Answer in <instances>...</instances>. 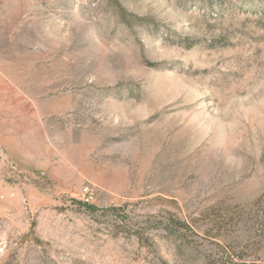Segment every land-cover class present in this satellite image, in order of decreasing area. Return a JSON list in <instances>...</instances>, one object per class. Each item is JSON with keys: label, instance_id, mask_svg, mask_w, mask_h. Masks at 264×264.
I'll use <instances>...</instances> for the list:
<instances>
[{"label": "rangeland", "instance_id": "obj_1", "mask_svg": "<svg viewBox=\"0 0 264 264\" xmlns=\"http://www.w3.org/2000/svg\"><path fill=\"white\" fill-rule=\"evenodd\" d=\"M0 264H264V0H0Z\"/></svg>", "mask_w": 264, "mask_h": 264}, {"label": "built area", "instance_id": "obj_2", "mask_svg": "<svg viewBox=\"0 0 264 264\" xmlns=\"http://www.w3.org/2000/svg\"><path fill=\"white\" fill-rule=\"evenodd\" d=\"M84 202L89 203L91 199V193L86 189L82 195Z\"/></svg>", "mask_w": 264, "mask_h": 264}, {"label": "trees", "instance_id": "obj_3", "mask_svg": "<svg viewBox=\"0 0 264 264\" xmlns=\"http://www.w3.org/2000/svg\"><path fill=\"white\" fill-rule=\"evenodd\" d=\"M83 205H84V206H87L88 208H91V205H89L88 203H83ZM172 223H176L177 226H179V227H182V226H186V227H187V225H186L184 222H180V221H172Z\"/></svg>", "mask_w": 264, "mask_h": 264}]
</instances>
